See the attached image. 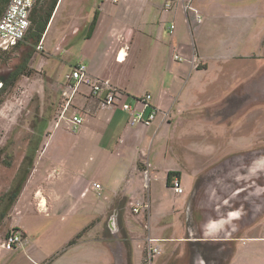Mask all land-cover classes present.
Wrapping results in <instances>:
<instances>
[{
    "label": "rangeland",
    "instance_id": "374dc122",
    "mask_svg": "<svg viewBox=\"0 0 264 264\" xmlns=\"http://www.w3.org/2000/svg\"><path fill=\"white\" fill-rule=\"evenodd\" d=\"M229 2L227 0V6H235L240 2L242 16L235 12L229 14L223 28L221 14H216L214 52L223 45L231 46V50L239 47L237 36L244 35L248 28L245 24H249L248 21L245 23V18H261L264 25V0ZM72 4H62L55 27L44 41L42 36V47L39 49L36 46L28 62V74L19 76L13 85L6 87L0 94V264H108L110 261L100 249L101 241L96 239L102 221L105 235L111 237L107 229L108 217L95 218L92 223L94 227L83 230L92 220L81 214L71 216L67 212L66 183L48 187L54 177L53 171L49 176L46 172L40 176L35 189L29 184L22 193L24 185L34 179L31 174L35 164L43 161L40 159H44L53 146L50 135L55 131H61L66 136L75 133L62 122L58 127L55 126L62 109L61 92L65 74L70 64L79 59V46H74L66 56L60 50L66 48L72 31L84 21V11ZM87 8L92 15L93 8ZM56 42L61 48H56ZM241 49L244 51L225 60H210L209 69L198 72L197 81L201 84L199 89L191 93L192 103L169 120L168 138L164 143L165 158L157 155L154 162L153 154L148 156L150 163L154 162L158 166L149 169L150 187L143 189L145 195L148 193L151 197L152 211L153 207H168L178 197L183 199L190 190L188 184L191 182L194 183L191 194L196 196V204L204 220L226 215L232 217V212L236 213L227 222L225 231L228 233L232 230V236L243 237L238 242L237 250H234L233 244L228 247L229 250L232 247L230 253L228 249L225 252L219 250V239L194 238L190 241L197 243V246L190 247L192 261L199 254L207 264H264V39L261 46L254 50L247 41L242 43ZM28 50L29 46L25 44L6 50L0 48V74L21 61ZM29 145L36 146L31 156L32 168L27 176L24 175L27 177L24 185L10 205V189L16 186L15 179L19 177V171L22 175V160ZM55 160L62 163V157ZM169 163L178 168L182 175L180 183L185 190L183 194H177L166 185V174L161 164ZM47 189H51L50 200H53V195L62 199L50 205L52 209L47 215L29 214L31 219H40L35 223L48 228L47 231L37 230L29 235V245L34 251L22 248L24 240L17 244L18 250L14 249L10 253L3 250L1 243L8 232L18 229L24 233L19 224L22 217L15 206L19 197H25L28 207L37 205L33 197L37 198L39 192L45 196ZM103 193L106 194L105 191ZM118 211V215L121 214L120 209ZM136 215L132 212L129 220L142 237L148 232L153 235L156 227L164 235H186L185 229L182 230L178 224L181 221L180 214L174 219H165L160 225H157L154 215L142 219H137ZM29 221L32 220L22 222L26 225ZM118 222L121 226L122 220ZM200 228L199 236L211 235V232L206 233L203 227ZM119 236L121 239L124 237L122 229ZM72 240L74 242L70 243ZM143 242L140 241L141 244ZM157 243L160 252L165 253L170 245H176L175 241ZM156 263L154 260L152 264ZM142 264H148L147 256Z\"/></svg>",
    "mask_w": 264,
    "mask_h": 264
},
{
    "label": "crops",
    "instance_id": "0c3cea01",
    "mask_svg": "<svg viewBox=\"0 0 264 264\" xmlns=\"http://www.w3.org/2000/svg\"><path fill=\"white\" fill-rule=\"evenodd\" d=\"M166 1L58 0L43 35L44 41L50 30L55 27L62 4L67 6L73 3V6H80L84 11V21L72 31L66 48L60 49L66 56L74 46H79V59L70 64L64 83L62 82V91L71 67L78 62H84L92 75L108 79L124 94L116 107L100 108V99L90 96L88 87L81 86L72 99V108L67 116L74 109L81 111L83 125L73 133V136H66L61 131H55L50 135L53 146L49 148L47 156L40 159L43 161L35 164L31 174L34 179L24 185L22 193L29 184L35 189L39 177L44 176L45 172L49 176L53 171L54 177L48 187L66 183L67 212L71 216L81 214L92 220L84 224L83 230L94 227L92 223L95 218L99 220L108 217L107 229L111 237L105 235L103 221H100L101 226L96 232V239L101 241L100 249L110 259L108 264H142L145 256L148 264H152L154 260L156 264H207L199 254L192 261L190 247L197 246V243H191V240L219 239L221 243L218 248L225 252L232 244L234 250H237L238 242L243 238L240 235L232 236L230 234L232 230L226 233L227 222L232 218L230 215L211 220L203 219L202 212L196 204V196L191 194L194 183L188 184L190 190L183 199L178 197V200L168 207H153V211L151 197L148 193L145 195L143 189L150 187L149 169L158 168L153 164L157 155L165 158L164 143L168 138L170 118L191 104L193 101V98H190L191 93L200 88L201 83L197 81V75L200 74L198 72L207 71L212 59L225 60L241 50L244 51L241 48L245 41L250 43L253 50L261 46L264 39L263 19L246 16L245 23L248 21L249 24H245L248 26L245 34L237 36L239 47L231 50V46L223 45L216 53L213 47L215 16L220 13L223 23L233 12L242 16L239 5L241 0H236L239 3L235 6H227V0H192L193 8L201 17L200 21L193 11L184 12L182 2L178 0H174L173 8L164 10L163 5ZM185 1L187 0H183ZM88 6L93 8L92 15L89 14ZM223 23L221 27L225 28ZM55 44L57 49L61 48L60 44L57 42ZM174 54L181 55L183 60H174ZM145 94L151 95L149 105L157 109L156 118L151 125L140 123L132 126L128 123L129 114L121 109V105L128 103L138 109L142 108L138 98ZM148 110L149 107L146 108V111ZM61 122L68 129L66 119H61ZM150 154H153L154 158L152 163L148 159ZM59 157H62V163L53 161ZM161 165L166 179L169 171H176L179 176H175L181 181L182 175L180 176L178 168L171 163ZM147 168L148 184L144 177V170ZM94 182L101 184V196L96 195L92 186ZM130 184L134 186L131 187ZM47 192L45 196L39 192L37 198L33 197L37 205L32 204L28 207L27 200L21 196L15 204L23 218L19 224L25 235L21 246L26 251H34L29 245L31 233L48 230L35 223L40 219H31L32 216L29 214L47 215L52 209L50 205L62 199L58 195H53V200H50L51 189H47ZM184 192L185 190L181 194ZM136 201H147L149 205L148 208L143 207L137 212V219L145 216L149 218L151 214L155 216L157 225H160L165 219H174L180 214L181 221L178 224L182 230L185 229L186 235L181 237L164 235L158 227L153 229V235L149 232L145 237L139 235L138 229L129 220L132 214L130 204L134 205ZM118 209L121 212L119 215ZM113 212H117V217H111ZM25 220L32 221L25 225L22 222ZM121 220L120 226L118 221ZM200 227H203L206 233L211 232V235L199 236ZM120 229L124 234L122 239L119 236ZM148 238L154 239L152 244L158 247L160 246L157 242L161 241L162 243L175 241L176 245H170L166 253L161 251L159 254L150 255ZM140 241L144 242L141 244ZM189 243L190 245H187ZM32 244L35 243L32 241ZM230 249L232 250V247ZM13 250L7 251L10 253ZM15 250H18V247Z\"/></svg>",
    "mask_w": 264,
    "mask_h": 264
},
{
    "label": "built area",
    "instance_id": "2783aa9c",
    "mask_svg": "<svg viewBox=\"0 0 264 264\" xmlns=\"http://www.w3.org/2000/svg\"><path fill=\"white\" fill-rule=\"evenodd\" d=\"M37 0H10L5 11L0 17V48L3 50L11 48L13 45L21 41L30 26V14ZM117 2V0H111ZM182 2V8L184 12L193 11L196 14V18L200 21L201 17L198 11L193 8L192 0H178ZM175 6L174 0H167L163 9H171ZM173 28V27H172ZM42 47V42L37 45V48ZM174 60L182 61L183 57L179 54L173 55ZM81 86L88 87L89 95L100 99V108H113L116 107L123 97V91L114 86L108 79H103L92 75L89 72L88 66L84 62H78L71 67L70 72L66 75V82L64 90L62 91L63 103L62 109L59 114L58 121L55 126L57 127L61 119H66L68 129L72 132H76L83 125L84 118L83 113L77 109H74L69 116L68 111L72 108V99L78 92ZM150 94L142 95L138 98V102L142 105V108H136L128 103H123L121 109L129 114L128 123L130 125L143 124L151 125L157 115V109L150 106L149 100ZM149 110L146 111V108ZM149 167V163H147ZM148 168L144 170L145 182L148 184ZM93 189L97 196H101V184L94 182L92 184ZM171 187L176 193H182L180 180L177 176H174L171 181ZM148 208L149 205L146 202H136L131 207L132 212H139L141 208ZM111 217H117V212H113ZM24 239L20 230L12 229L7 233L4 241L1 243V248L5 250L16 249L17 244ZM154 239L148 238V251L150 255L159 254L160 249L158 246L153 245Z\"/></svg>",
    "mask_w": 264,
    "mask_h": 264
},
{
    "label": "trees",
    "instance_id": "16d2710c",
    "mask_svg": "<svg viewBox=\"0 0 264 264\" xmlns=\"http://www.w3.org/2000/svg\"><path fill=\"white\" fill-rule=\"evenodd\" d=\"M10 0H0V17L5 11ZM58 0H37L33 5L30 14V26L27 30L25 37L19 41L17 44L13 45L11 48H18L22 44L29 46V50L25 52L23 58L18 63L14 64L10 69L0 74V80L2 81V86L0 88V94L6 89V87L11 86L18 79L19 76L28 74L27 65L35 51L36 46L41 42L42 36L48 26V23L52 17V14L56 8ZM36 151V146H28L24 158L22 160L23 172L19 177L15 179L16 186L10 189L11 196L9 198V204L11 205L16 200L19 195L26 176L30 173L33 164L32 154ZM22 167L20 168V170ZM26 174V176H24ZM178 175L176 171H169L167 173L166 183L171 187V181L173 176ZM21 183V184H20ZM21 185V186H19ZM7 196V194H6ZM18 230V229H15ZM24 236V233H22ZM80 235V234H79ZM72 240L70 243H73Z\"/></svg>",
    "mask_w": 264,
    "mask_h": 264
},
{
    "label": "water",
    "instance_id": "95a60500",
    "mask_svg": "<svg viewBox=\"0 0 264 264\" xmlns=\"http://www.w3.org/2000/svg\"><path fill=\"white\" fill-rule=\"evenodd\" d=\"M1 86H2V81L0 80V88H1Z\"/></svg>",
    "mask_w": 264,
    "mask_h": 264
},
{
    "label": "flooded vegetation",
    "instance_id": "af4514ba",
    "mask_svg": "<svg viewBox=\"0 0 264 264\" xmlns=\"http://www.w3.org/2000/svg\"><path fill=\"white\" fill-rule=\"evenodd\" d=\"M234 213V216L236 215V213L235 212H232V214ZM233 217V216H232Z\"/></svg>",
    "mask_w": 264,
    "mask_h": 264
},
{
    "label": "bare ground",
    "instance_id": "6f19581e",
    "mask_svg": "<svg viewBox=\"0 0 264 264\" xmlns=\"http://www.w3.org/2000/svg\"><path fill=\"white\" fill-rule=\"evenodd\" d=\"M252 82V81H251ZM232 216H234V213L232 214Z\"/></svg>",
    "mask_w": 264,
    "mask_h": 264
}]
</instances>
